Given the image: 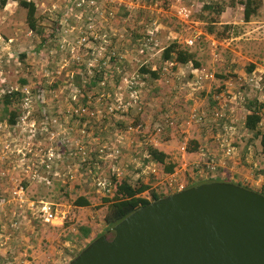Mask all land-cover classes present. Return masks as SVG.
Segmentation results:
<instances>
[{"label": "rangeland", "instance_id": "1", "mask_svg": "<svg viewBox=\"0 0 264 264\" xmlns=\"http://www.w3.org/2000/svg\"><path fill=\"white\" fill-rule=\"evenodd\" d=\"M24 1L35 4L45 38L27 29L18 0L0 6V97L21 95L7 108L16 112L13 124L6 122L0 98V264H67L103 229L102 198L110 194L96 181L125 178L158 194L210 177L257 190L264 186V127L259 134L242 127L249 102L263 114L264 77L247 83L236 72L248 65L229 59L230 68H224L225 46L205 33L206 23L199 19L202 4L209 2L220 4L223 12L226 8L225 16L234 21L244 0ZM217 22L212 31L225 37L235 36L241 26L223 29ZM173 42L191 52L211 77L192 81L190 64L161 72L162 50ZM142 68L159 70L157 78L140 73ZM225 82L230 93L222 103L224 98H214ZM167 89L172 97H191L170 103L163 96ZM196 96L200 103L194 102ZM218 104H224L231 126L225 134L210 118ZM191 109L204 110L207 118L186 123ZM216 134L229 142V158H222ZM191 140L198 147L190 154L185 147ZM146 146L174 165L171 187L162 166L145 161ZM200 149L225 160L223 167L206 174L198 162ZM79 196L89 205L74 206ZM31 201L53 204L64 218L42 224L28 208ZM13 222L17 230L10 228ZM79 227L90 229L86 239Z\"/></svg>", "mask_w": 264, "mask_h": 264}, {"label": "water", "instance_id": "2", "mask_svg": "<svg viewBox=\"0 0 264 264\" xmlns=\"http://www.w3.org/2000/svg\"><path fill=\"white\" fill-rule=\"evenodd\" d=\"M67 264H264V196L228 182L176 191L127 215Z\"/></svg>", "mask_w": 264, "mask_h": 264}, {"label": "trees", "instance_id": "3", "mask_svg": "<svg viewBox=\"0 0 264 264\" xmlns=\"http://www.w3.org/2000/svg\"><path fill=\"white\" fill-rule=\"evenodd\" d=\"M6 1L7 0H0V6L3 7ZM11 1H16V0H11ZM18 5L22 9L25 10L24 23L27 29L30 32L35 33L36 35L44 39L45 37H43L42 35L43 28L42 26L37 25V20L35 16L36 14L35 4L32 1L18 0ZM238 5H241L242 7L241 21L247 22L249 21V19H251L252 17L256 15L257 11L261 7V2L259 0H244L243 2L239 1ZM221 7L222 6L218 3L216 4L209 3V2L203 3L201 7V14L199 16V19L206 23L205 33L209 36H213L215 41H218V42H221L225 38H228V37L221 35V32L214 33L212 31L217 22L216 18H218L223 12ZM207 14L209 15L213 14L215 18L211 16L207 17ZM225 28L226 27L224 26L223 29ZM160 60L163 64L166 63L167 61H173L175 65L190 64L194 69L199 68V64L197 61H195L193 54L186 49H181L174 42L168 44L162 50ZM251 68L252 66H248L246 68V71L248 74L251 72ZM139 72L142 74H147L151 79H156L158 76L159 70H146L142 68L139 70ZM22 82L24 83V81ZM262 84H264V80H262ZM20 97L21 95L18 92H10L7 94L5 93L0 97L1 103L5 109V113L7 114L6 122L8 124L14 123L16 112L14 110L8 111L7 108L13 102L12 101L13 99L17 101ZM252 104L253 103L249 102V105L246 107L247 113L244 115L242 127L244 128V130L248 132L259 134L261 114H259L258 109H255V107H250ZM260 144L264 152V136L263 135H262ZM197 147H198V144L194 140H191L190 147L188 144L185 147V150L187 153L191 154V153L197 152ZM144 155L146 158L145 161L156 163L162 166V170L165 175H169L173 173L174 165L166 161L167 156L163 152L155 149L152 146H146L144 150ZM204 172L209 175L213 174L205 170ZM219 179H212L210 177L204 181H199L198 183H195V184H191V183L187 184L183 189L197 186L203 183L228 182V181L219 180ZM234 184L244 189L251 190L253 192H256L264 196V186H260L259 189L257 190V189L248 188L246 186H241L238 183H234ZM102 192L105 195L110 194V197L107 196V197L102 198V202L105 204V212L102 216L103 229L98 234H96L90 241H88V243L91 242L94 238L101 235L105 230H107L108 228L112 227L113 225L118 223L120 220L125 218L127 215L135 211L136 209L173 193L172 192L168 194H158L152 189H150L149 186H147L146 184H142L141 182H139L137 186H132L126 181L125 178H121V179L113 178L110 184H105V189ZM144 193L148 195L147 198L143 196ZM73 205L76 207H86L89 205V203L86 200V198L79 196L73 201ZM78 231L80 232L81 236L85 239L90 234V229L87 227H79ZM88 243H86L83 247L79 248L72 255V258L76 256L78 252L82 250Z\"/></svg>", "mask_w": 264, "mask_h": 264}, {"label": "crops", "instance_id": "4", "mask_svg": "<svg viewBox=\"0 0 264 264\" xmlns=\"http://www.w3.org/2000/svg\"><path fill=\"white\" fill-rule=\"evenodd\" d=\"M263 5H261L256 15L251 19H249V21L247 22L241 21V12H242L241 5H238V8L240 10L239 18L236 19L235 17L234 21L231 19V17L225 16L226 13L225 11L226 8H225L224 12H222L221 15L219 16L220 21L218 23V25H223V26L236 25V24L241 25L237 29V33L235 36H229L228 38L222 40L220 43L221 45L223 44V46H225V49L227 50L223 52V59H225V61L224 63H222V66L226 69L230 68V66L228 65V59L229 61L237 62L241 66L244 65L252 66L251 72L249 74L247 73V71L244 70L239 71L241 68H239V70L236 73H238V76L241 77L245 76L244 78L246 79L253 77L254 78L253 84H257L260 81V78L264 77V6ZM214 42L216 41L214 40ZM236 69L238 68L236 67ZM228 73H234V72L228 71ZM190 74H192V81L194 82H196L195 81L196 77L199 76L207 75L208 77L209 76L211 77V74L208 73V71L204 68H198V69L192 68L190 70ZM226 88L229 89V86L225 82L223 83V88L221 90L223 91ZM163 96L164 99L166 100L170 98L171 100L170 103L176 100H182L184 102L185 101L187 102L188 101L187 99L191 97V96H188L187 98L172 97V93L169 91V89L164 91ZM197 97L198 96L192 97L193 99H195L194 102L196 103L199 102V99ZM231 111L232 110L228 109L229 113H231ZM260 113H262V111ZM170 176L171 174L166 175V178L169 179Z\"/></svg>", "mask_w": 264, "mask_h": 264}, {"label": "built area", "instance_id": "5", "mask_svg": "<svg viewBox=\"0 0 264 264\" xmlns=\"http://www.w3.org/2000/svg\"><path fill=\"white\" fill-rule=\"evenodd\" d=\"M179 14H183L182 11L178 12ZM192 40L193 38H190L189 40L186 41L187 45H191L192 44ZM83 41V39L81 40ZM163 69L161 70V72H166L167 69H171L173 67H175L176 65L174 64L173 61H167L166 63L163 64ZM204 78H207V75H203ZM210 77V76H209ZM198 80L200 79V77H196ZM247 83H254V78H248V79H244ZM229 89H225L222 91V93L218 94L217 96H215V100H219L220 98H224L223 102H225V96L227 94H229ZM262 113L264 114V109L262 110ZM228 114L226 113V111L224 110V104H218V107L215 109H212L210 112V118L212 120V122L216 123V127H218L221 132H223L224 134L229 132L231 130V126L230 124H227L226 122L229 121V118L227 116ZM207 118L206 116V112L204 110H196V109H191L188 113V117H186L187 122L186 123H190V122H194L195 124H199L202 123L205 119ZM221 121L223 123H221ZM219 122V123H218ZM260 126L264 127V116L261 115V121H260ZM219 134H216L214 136L215 141L218 143V146L222 149L223 151V156L222 158H229L232 152V149L229 145V142L222 136H218ZM224 161L222 159H216L215 157H210V156H205L201 149L198 152V162H200L203 166L205 171L209 172V173H214L216 168L218 167H223L224 165ZM120 173L117 172L116 176H118ZM172 178V174L169 178V182H168V186L171 187L172 183H173V179ZM16 181V179L14 180V182ZM96 187L98 189H101L102 191L105 189V184L99 181H96L95 183ZM184 188V186H182L181 184H177L175 185V191H180ZM18 190L16 188V186L14 187L12 194L17 196L18 195ZM28 208L29 210L32 211V215L39 220L42 224H51L54 222H61L62 219L64 218V214L59 215V212L57 211V209L55 208V206L53 204H50L48 202H29L28 203ZM11 217L12 219H14V213H11ZM35 219V220H36ZM58 220V221H56ZM10 228L17 230V224L15 222H13V224L10 225ZM3 264V263H1Z\"/></svg>", "mask_w": 264, "mask_h": 264}]
</instances>
